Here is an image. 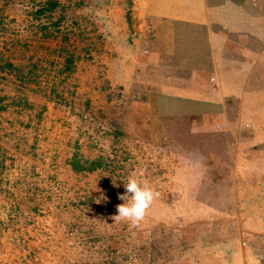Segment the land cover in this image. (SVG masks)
<instances>
[{
    "label": "rangeland",
    "instance_id": "rangeland-1",
    "mask_svg": "<svg viewBox=\"0 0 264 264\" xmlns=\"http://www.w3.org/2000/svg\"><path fill=\"white\" fill-rule=\"evenodd\" d=\"M55 1L0 0V264H231L233 236L264 264V57L232 131L185 129L188 100L161 96L151 116L96 62L118 39L99 27L110 0ZM221 137L243 144L218 182L225 163L179 143ZM73 152L101 164L73 171ZM129 174L159 193L136 226L113 219Z\"/></svg>",
    "mask_w": 264,
    "mask_h": 264
},
{
    "label": "crops",
    "instance_id": "crops-1",
    "mask_svg": "<svg viewBox=\"0 0 264 264\" xmlns=\"http://www.w3.org/2000/svg\"><path fill=\"white\" fill-rule=\"evenodd\" d=\"M106 7L99 13V27L106 37L118 39L113 46L103 43L96 62L115 67L113 78L123 90L130 86L145 94V113L159 118L161 96L173 93L191 105L179 107L178 117L197 118L185 129L192 124L195 129L203 125L200 131H232L233 115L244 113L251 72L263 65L264 0H110ZM67 56L72 66L76 59ZM128 106L125 114L132 112ZM206 115L209 120H203ZM183 144L204 151L205 162L226 164L243 139H188ZM225 164L219 167L225 175L216 173L218 182L236 175ZM260 224L264 235V219ZM226 244L231 264H249L245 241L233 236Z\"/></svg>",
    "mask_w": 264,
    "mask_h": 264
},
{
    "label": "clouds",
    "instance_id": "clouds-1",
    "mask_svg": "<svg viewBox=\"0 0 264 264\" xmlns=\"http://www.w3.org/2000/svg\"><path fill=\"white\" fill-rule=\"evenodd\" d=\"M124 188V193L118 197L122 203L116 206L113 219L133 226L139 225L159 193L146 180L134 174H129L126 178Z\"/></svg>",
    "mask_w": 264,
    "mask_h": 264
},
{
    "label": "trees",
    "instance_id": "trees-1",
    "mask_svg": "<svg viewBox=\"0 0 264 264\" xmlns=\"http://www.w3.org/2000/svg\"><path fill=\"white\" fill-rule=\"evenodd\" d=\"M48 4L46 7L51 8L57 4L55 0H47ZM42 10V9H41ZM70 61L66 58V63ZM69 66V65H67ZM68 68V67H67ZM69 166L73 171H82V170H93L96 167L100 166L101 160L100 157L93 159H81L78 153L73 152L70 159L68 160Z\"/></svg>",
    "mask_w": 264,
    "mask_h": 264
}]
</instances>
